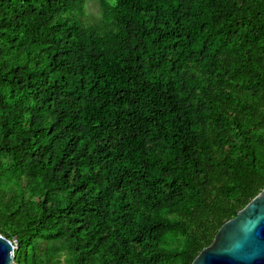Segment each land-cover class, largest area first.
I'll list each match as a JSON object with an SVG mask.
<instances>
[{"label": "trees", "instance_id": "1", "mask_svg": "<svg viewBox=\"0 0 264 264\" xmlns=\"http://www.w3.org/2000/svg\"><path fill=\"white\" fill-rule=\"evenodd\" d=\"M0 0V234L18 264H192L264 189V0Z\"/></svg>", "mask_w": 264, "mask_h": 264}, {"label": "water", "instance_id": "2", "mask_svg": "<svg viewBox=\"0 0 264 264\" xmlns=\"http://www.w3.org/2000/svg\"><path fill=\"white\" fill-rule=\"evenodd\" d=\"M13 261V243L0 234V264ZM192 264H264V189L220 228Z\"/></svg>", "mask_w": 264, "mask_h": 264}, {"label": "rangeland", "instance_id": "3", "mask_svg": "<svg viewBox=\"0 0 264 264\" xmlns=\"http://www.w3.org/2000/svg\"><path fill=\"white\" fill-rule=\"evenodd\" d=\"M95 3H93L92 1L88 3L87 5V12L89 13V15L91 16L92 20H96L97 17H99L100 15V9L97 6V1L94 0Z\"/></svg>", "mask_w": 264, "mask_h": 264}, {"label": "built area", "instance_id": "4", "mask_svg": "<svg viewBox=\"0 0 264 264\" xmlns=\"http://www.w3.org/2000/svg\"><path fill=\"white\" fill-rule=\"evenodd\" d=\"M12 243H13V247H14V261L12 262V264H18L16 261H15V252L16 250L18 249V243L16 240H12Z\"/></svg>", "mask_w": 264, "mask_h": 264}, {"label": "clouds", "instance_id": "5", "mask_svg": "<svg viewBox=\"0 0 264 264\" xmlns=\"http://www.w3.org/2000/svg\"><path fill=\"white\" fill-rule=\"evenodd\" d=\"M100 16H101V14H100Z\"/></svg>", "mask_w": 264, "mask_h": 264}]
</instances>
